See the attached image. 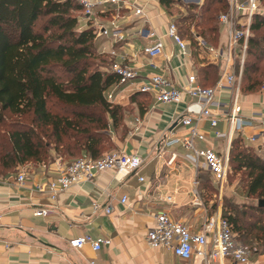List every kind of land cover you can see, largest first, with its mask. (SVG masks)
Instances as JSON below:
<instances>
[{
	"label": "crops",
	"instance_id": "0c3cea01",
	"mask_svg": "<svg viewBox=\"0 0 264 264\" xmlns=\"http://www.w3.org/2000/svg\"><path fill=\"white\" fill-rule=\"evenodd\" d=\"M151 2L156 8L148 13V19L132 18L122 28L123 41L117 42V50H113L127 66L138 71L139 81L114 92L112 101L121 107L131 106V110L124 112V135L117 139L115 150L140 158L142 165L138 175L120 179L114 171H106L90 182L71 187L54 201L33 189L36 184L57 174L52 166L57 160L46 165L48 168L37 165L28 173L23 188L13 184L16 175L0 180V264H199L200 258L196 255L182 261L170 250L152 249L147 244L146 235L156 224L155 216L166 213L192 233H199L209 218L218 212L221 214L223 197H239V194L245 197L237 185L228 183L223 196H219L218 187L209 173L195 170L181 146L164 145L166 138L187 135V129L177 122L184 105H159L146 94L138 98L140 104L131 100L139 93L138 84L151 75L162 74L181 87L185 76L193 74L203 85L200 73L211 65L216 70V81L218 78L217 66L210 62L205 50L197 47L199 39L195 40L196 44L186 41L187 56H180L175 42L164 37L168 22L174 20L159 0ZM82 21L84 29L90 26L84 18ZM217 29L218 44L224 37ZM161 37H164L161 57L150 60L141 53L144 46L152 45ZM106 43L109 48L115 42L109 40ZM228 94L225 90L218 97L219 101L230 103ZM240 98L241 115L246 119L254 118V121L251 127L234 132L231 143L233 139H239L244 146L264 157L261 138L256 143L248 140L264 133V92L260 89L254 93L241 92ZM186 101L192 99L186 98ZM221 108L216 127L212 128L208 121L199 123L206 141L196 142V147L210 148L224 156L228 142L229 127L225 119L228 108ZM136 127H139L138 131H135ZM214 132L224 137L216 138ZM138 177L144 181L139 182ZM205 179H208L207 185L203 184ZM123 196L127 197L126 204L120 202ZM93 203H98L100 208L94 209ZM106 207L112 209L111 213L104 212ZM38 208L47 210V215L36 217L34 210ZM85 235L108 238L111 244L98 252L88 246L80 250L70 247L71 239ZM213 264L235 263L227 257ZM247 264H264V253L255 252Z\"/></svg>",
	"mask_w": 264,
	"mask_h": 264
},
{
	"label": "trees",
	"instance_id": "16d2710c",
	"mask_svg": "<svg viewBox=\"0 0 264 264\" xmlns=\"http://www.w3.org/2000/svg\"><path fill=\"white\" fill-rule=\"evenodd\" d=\"M260 1L264 5V0ZM159 2L171 15L174 1ZM216 5L223 11L227 9L226 0H206L201 9L206 13ZM79 11L72 0H0V124L7 114L31 119L30 125H13L7 149L0 153V167L5 172L28 162L49 166L57 158L85 155L98 159L122 123L123 107L106 99L118 76L111 70L92 67L98 58L97 39L90 26L78 29L74 13ZM41 19L45 21L38 29ZM262 28L264 18L255 17L242 70V93L257 92L264 84V37H255ZM179 32L196 44L188 29ZM212 32L218 40V29ZM200 74L203 87L216 81V70L211 65ZM141 96L145 94H134L132 102L140 104ZM41 137L53 142L45 145ZM49 147L56 156L47 161ZM229 169L240 175L238 187L246 198L264 199V157L256 150L233 139ZM11 174H0V180ZM203 184L207 185L208 179ZM224 201L221 216L236 239L244 245L263 242L264 246V230L245 221H263L264 208Z\"/></svg>",
	"mask_w": 264,
	"mask_h": 264
},
{
	"label": "built area",
	"instance_id": "2783aa9c",
	"mask_svg": "<svg viewBox=\"0 0 264 264\" xmlns=\"http://www.w3.org/2000/svg\"><path fill=\"white\" fill-rule=\"evenodd\" d=\"M79 6V14L88 21L94 30L96 39L107 38L115 43L122 42V28L133 19H148V13L154 11L155 4L151 0H72ZM227 9L217 17L220 36L224 37L216 46L207 45L197 40V47L205 50L209 60L218 68L217 81L211 87L201 86L195 75L185 76L184 86H178L162 74L149 76L138 84V92L151 95L159 105L173 104L184 105L183 111L177 122L187 129V135L164 139L166 147L178 145L187 153L185 158L195 170H204L209 173L218 187L219 196L227 186L229 174V149L231 137L234 132L251 127L254 118L246 119L241 115L240 84L242 70L246 56L248 41L252 36L251 26L255 17L264 18V5L260 0H226ZM110 16L108 23H104ZM164 37L171 38L178 47L181 57H186L188 44L181 37L174 21H169ZM163 37V38H164ZM163 38H158L152 45H146L141 53L150 60H155L163 55ZM116 56L115 52H111ZM153 66V65H152ZM154 67V66H153ZM111 71L118 76V81L106 94L108 102L112 103L113 93L139 81L138 71L118 63H112ZM228 90L230 103L224 104L218 97ZM264 92V84L260 87ZM186 98L192 99L187 102ZM232 98V102H231ZM228 108L225 119L229 130L227 134V150L224 156L213 149L196 147V142H205L206 134L199 128L201 121H208L212 128L218 124V112ZM139 127L135 128L138 131ZM214 137H224L219 132H214ZM261 138L264 146V133L252 136L248 140L256 143ZM264 149V147H262ZM60 160L52 166L57 174L46 178L44 183H38L33 191L47 195L54 201L59 194L75 185L92 181L96 175L114 171L120 179L130 175H138L142 165L140 158L126 155L119 150H110L98 159L87 157L80 158L69 164L62 165ZM48 168L46 165H41ZM27 175L22 170L18 171L12 181L18 188H23ZM143 182L142 177H138ZM126 204L127 197L120 201ZM94 209H99L98 203H93ZM111 208L106 207L104 212L111 213ZM36 217H44L47 210L38 208L34 210ZM155 226L147 232L146 242L152 249L170 250L175 257L182 261L190 260L194 255L200 258L199 264H213L229 257L235 264L249 262L250 248L236 239L228 222L222 218L220 212L209 218L202 226L199 233H192L190 229L180 222L172 220L166 213L155 216ZM111 240L102 237L85 235L69 241L70 247L80 250L88 246L92 251L98 252L102 247H108Z\"/></svg>",
	"mask_w": 264,
	"mask_h": 264
},
{
	"label": "rangeland",
	"instance_id": "374dc122",
	"mask_svg": "<svg viewBox=\"0 0 264 264\" xmlns=\"http://www.w3.org/2000/svg\"><path fill=\"white\" fill-rule=\"evenodd\" d=\"M173 1H174V3L170 7V12H171L170 14L171 15H169V14L168 15L171 17L172 20H174L176 26L178 27V31L188 29L189 37H192L194 41L196 39H199V40L205 42L207 45L216 46L217 34L216 33L214 34V32H212V30L214 28L215 29L218 28L217 17L219 16L220 13L224 12L223 9L221 10L219 8V6L216 5V6H214L215 8H213L212 10L205 13L201 9V7L205 4L206 0H198V1L197 0H173ZM74 16L77 17L78 29L79 30L84 29L85 26H84V23L82 21V18H81V15L79 14V12L74 13ZM109 18H110V16H108V18L106 20L103 19L102 21H104V23H108V21L110 20ZM184 18H188V19L184 21ZM207 18H209L211 20H209L206 23L205 20ZM175 19L177 21H175ZM44 21H45L44 19H41V21L37 25L38 29L44 23ZM255 37H257V38L264 37V28H262L259 32H256ZM109 40L110 39H107L104 37L97 39V41H96V52H97L96 55L98 56V58L92 62L93 68H97V69L105 71L107 69L111 70L112 63H118L121 65L127 64L126 62H123L122 59H120V57L117 54H116V56H113L110 53L111 50L112 51L115 49L117 50L118 45L116 43H114L108 48L107 45L109 43H106V42H108ZM184 41H187L188 43H190V40L187 37H185ZM247 59L249 60L250 58L248 57ZM111 91L112 90H109L108 93ZM129 110H131L130 105L123 107L124 112H128ZM54 111H57V110H54ZM14 124H18V125L24 124L27 126V125L31 124V119L28 117L19 118V117H15V116H12L9 114L6 115L3 123L0 124V153L2 151H4L5 149H7L6 146H7V143H9V135L13 129ZM124 130H125V125H124V118H123L120 127L117 129L116 132H114L111 135V141L109 142V144H105L104 150L102 151V155L104 153L109 152L110 150H115L116 141H117V139H120L122 137V135H124ZM114 137H115V139H114ZM41 140H43V143L45 145L53 142L52 139H48L46 137L45 138L41 137ZM48 149H49V157L47 158V161L52 160L56 156V155H54L55 153L53 151H51L50 147ZM51 157H53V158H51ZM83 157H86V156L85 155H79V156H77V158H74V159L57 158L56 160L57 161L60 160L61 162L69 164V163H71L75 160H78L80 158H83ZM36 167H37L36 164L33 162H28L24 165L17 166L14 171L10 170V172H5L0 167V174L3 175V174L12 173L10 175V176H12V175H16L18 173V171H20V170H22L23 172L28 174V173L33 172ZM13 172H14V174H13ZM0 177H1V175H0ZM239 181H240V175L235 174L232 171L230 172V170H229L227 183L230 186H236V185L239 186ZM239 189H241V188H239ZM224 200L228 201V203L231 205L235 204L237 206L257 204V199L245 198L241 194H239V197H236V196L235 197L232 196L230 198L223 197L222 198V205H223ZM241 210H244V209H241ZM245 221H249V223L257 229L261 228L264 230V220L261 221L260 223H257L256 220H249V219L245 218ZM262 243L263 242L255 243L252 245L245 244L246 246L251 248L249 258L255 253V250H256V253H260V252L264 253V246L261 245Z\"/></svg>",
	"mask_w": 264,
	"mask_h": 264
},
{
	"label": "water",
	"instance_id": "95a60500",
	"mask_svg": "<svg viewBox=\"0 0 264 264\" xmlns=\"http://www.w3.org/2000/svg\"><path fill=\"white\" fill-rule=\"evenodd\" d=\"M257 206L260 207V208H264V199L259 200L258 203H257Z\"/></svg>",
	"mask_w": 264,
	"mask_h": 264
}]
</instances>
